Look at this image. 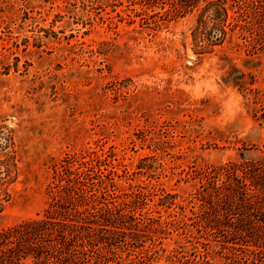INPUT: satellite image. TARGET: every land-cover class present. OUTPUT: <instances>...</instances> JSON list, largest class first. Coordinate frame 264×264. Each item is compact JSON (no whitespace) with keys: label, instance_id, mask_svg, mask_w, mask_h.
Returning <instances> with one entry per match:
<instances>
[{"label":"rangeland","instance_id":"obj_1","mask_svg":"<svg viewBox=\"0 0 264 264\" xmlns=\"http://www.w3.org/2000/svg\"><path fill=\"white\" fill-rule=\"evenodd\" d=\"M135 3L0 0V228L41 213L49 167L66 155L105 158L118 187L155 190L154 210L174 195L182 208L157 211L187 224L188 175L240 153L264 159V45L252 55L234 33L198 57L196 13ZM179 229L154 264L203 252L194 229ZM207 251L209 264H234L214 244Z\"/></svg>","mask_w":264,"mask_h":264},{"label":"trees","instance_id":"obj_2","mask_svg":"<svg viewBox=\"0 0 264 264\" xmlns=\"http://www.w3.org/2000/svg\"><path fill=\"white\" fill-rule=\"evenodd\" d=\"M135 4L145 11L167 7L168 15L176 18L196 13L192 41L198 57L234 33L251 46L252 55L264 45V0H136ZM233 74V84L245 90L237 81L241 78ZM49 169L41 213L0 228V264H124L131 259L154 264L166 252L163 240L179 228L189 233L194 229L203 252L197 247L190 254L176 250L162 264H209L207 250L212 244L231 263L264 264V159H246L240 153L238 160L188 175L196 185L190 224L161 219L158 208H182L174 195L164 193L154 210L149 203L155 190L118 187L117 173L96 153L66 155Z\"/></svg>","mask_w":264,"mask_h":264}]
</instances>
